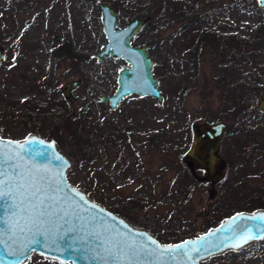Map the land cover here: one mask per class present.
Returning <instances> with one entry per match:
<instances>
[{"label":"rangeland","instance_id":"1","mask_svg":"<svg viewBox=\"0 0 264 264\" xmlns=\"http://www.w3.org/2000/svg\"><path fill=\"white\" fill-rule=\"evenodd\" d=\"M98 1L0 0V45L5 50L0 60V133L16 139L30 133L52 138V127L68 115L86 116L91 142H84L81 148L69 140L58 145L72 163L78 152L92 155L88 170L93 176L81 170L71 182L85 191V180L95 184L98 193L108 198L104 206L122 208L134 220L118 214L161 237V242H173L169 240L178 235H197L214 209H224L231 202L246 204L240 179L254 185L264 181V146L259 147L254 139L245 144L250 161L259 167L245 175L241 168L243 150L236 145L242 131L236 126L228 130L233 120L226 117L235 95L229 71L241 68L244 82L257 87L245 96L255 109L258 96L264 94L258 60L249 53L257 36L263 41L264 8L258 0H179L185 12L168 23L160 15L164 0H103L117 10L120 26L130 15L149 17L132 37L133 45L148 41L164 44L176 36L170 48L169 41L158 51L157 45L151 50L148 44L154 60L165 63L161 52L172 53L173 61L163 79L154 65L159 87L165 92L163 101L131 93L111 108L100 96L113 93L118 71L128 63L111 55L96 59L95 53L106 41ZM191 21L225 39L224 53L190 41L184 42L186 49L181 54V28ZM234 35L236 42L231 39ZM65 39L71 41L75 52L84 55L82 61L75 63L54 52ZM263 46L255 57L264 61ZM189 51L197 52V69L192 86L183 90L178 83L189 69L186 63L193 59L188 58ZM72 79H79V83L70 102L59 86ZM258 113L246 119L250 128L264 125V112ZM220 119L227 124L219 153L226 161L230 156L231 164L227 161L224 176L212 182L203 179L202 170L192 171L185 160L186 151L193 122ZM26 125L32 128L28 133L22 130ZM223 252L224 256L214 254L201 264H264V237ZM23 264L62 263L31 252Z\"/></svg>","mask_w":264,"mask_h":264},{"label":"water","instance_id":"2","mask_svg":"<svg viewBox=\"0 0 264 264\" xmlns=\"http://www.w3.org/2000/svg\"><path fill=\"white\" fill-rule=\"evenodd\" d=\"M258 4L264 8V0ZM97 5L106 41L96 59L111 55L128 63L119 69L113 93L100 99L114 108L123 97L137 93L161 103L164 97L148 43L131 41L149 17L130 15L120 26L113 6L103 0ZM4 53L0 45V60ZM78 83L79 79H72L59 86L70 102ZM257 109L264 112V94L258 96ZM191 130L186 151L189 166L193 172L202 170L205 180H219L227 169L219 153L226 121L193 122ZM0 140L4 142L0 144V172L4 173L0 176L4 181L0 184V264H23L31 252L62 264H201L214 254L241 249L264 237L261 208L235 211L197 235L161 242L73 184L67 175L71 160L54 139L36 133L16 139L0 133Z\"/></svg>","mask_w":264,"mask_h":264},{"label":"trees","instance_id":"3","mask_svg":"<svg viewBox=\"0 0 264 264\" xmlns=\"http://www.w3.org/2000/svg\"><path fill=\"white\" fill-rule=\"evenodd\" d=\"M115 7L117 9H119L118 5H115ZM184 12H185V9L183 8V6L179 2V0H164V2L161 4L160 15L168 23L171 19L174 20L177 16H179V14H182ZM193 23L196 24L195 22L191 21L181 28L182 32H180V33L182 34V37L179 41L180 46H181L179 50H181V52H182L181 54H184L185 49H186L185 47H183L184 42H190V41L191 42L194 41V43H196V45H207L209 47V49L213 50L214 53L219 52V51L224 53L225 46L223 43L225 42V39H223L222 37H219L214 32L208 31L204 27L193 25ZM263 30H264V28H263ZM174 38L171 37L168 40L169 42L166 41L164 44L166 45L168 42L167 46L170 48L171 45H169V44H171V40ZM256 38H257V42L256 41L252 42V44H254V46L252 47V49L250 50L249 53H250L251 57L258 60L261 75H263V77H264V61L258 59V57H255L257 54H259L261 52L258 49L261 47V45L262 46L264 45V37H263V41L262 40L260 41L258 39V36ZM231 39L235 42L238 40L235 35ZM148 44L151 47V50H153V48L155 49V45H157V43L155 41H150V42L148 41ZM164 44H158L157 45L158 46L157 51L161 50L165 46ZM245 44L247 45L248 42L245 41ZM188 48L190 49V46H188ZM157 51H156V53L153 51L155 56L159 55L157 53ZM54 52L56 54L61 55V56H67L68 58H70L75 63L78 61H82L84 58V55H81L80 53H77L73 50L72 45H71V41L69 39H65L64 43H62L59 46V48L57 50H55ZM161 53L163 55L165 63H163L162 59L159 60L157 58L155 60V70H156V73H159L163 79L165 77V74H164L165 69H167V67H169V64H171V62L173 60L171 58V55H172L171 52L169 53V51H166V52H161ZM189 55H190V57H188V58H191V59L193 58V59L191 62L189 61L186 63V65H187L186 68H189V69L186 72V75L183 76V78H181L182 81L178 83V85L180 87H182L183 90H188L192 86L190 81L192 80V77H194L196 69H197V65H196L197 52L196 51H189ZM182 56H184V55H182ZM238 66H240V65L238 64ZM240 71H241V68H239L237 71L233 69V71L228 72V80H229V76H230V78L233 77L232 88L234 90L235 95H233V97H232L233 98V102L231 103L232 108L229 111L228 115H226V117L231 118L233 120L232 124L229 123L228 130L232 126H236L237 131H242V134L241 135L238 134V136H237L238 140H237L236 145L240 150L241 149L243 150L244 155H242V159H241L242 160L241 168H242V172H244L246 175V173L248 172L249 169H251V171H254V170H257L259 167L257 166L256 162L250 161V158H249L250 155L246 151L245 144L248 143L250 140L254 139L257 141V144L259 147L264 146V127H263L264 125L260 126L258 128H256V126H255L253 128H256V129H253V128H250V125L247 124V122H246V119L249 116H251V115L255 116V115L260 114V113H258L259 111L257 109H255L254 107L251 106L249 101L245 100V96L248 93H250V91L257 90V87H252L250 85H247L244 82V80L242 79V77L240 76L241 75ZM188 76H190L189 79H188ZM162 79H160V81H162ZM223 79H226V75L223 77ZM232 88H230V89L232 90ZM161 91H162V89H161ZM172 92H174V91H172ZM162 93H163V91H162ZM158 106L160 107V109H163V108H161L160 105H158ZM86 118H87L86 116H81L80 114L68 115L63 120V122H61L59 125H55L52 127V130L50 132L52 138L58 143V145L59 144L65 145L67 142L66 140H69L71 142L70 144H76L79 146V148H81L80 145H82L84 142L85 143L91 142V135H90L89 129H88L89 123H88V121H86ZM222 119H224V118H222ZM30 129H32V128L27 126V125L22 127L23 132L28 133L27 130H30ZM188 130H189V128H188ZM223 150L227 152L228 146H227V150L226 149H223ZM77 155L79 157L76 160H74L73 163L71 162V166L67 172L69 180L70 179L74 180L75 178L77 179L81 170L85 171V170L90 169L89 164L92 161L91 160L92 155H90V154L80 155L79 152L77 153ZM185 160H188L187 156H186ZM227 161L229 164H231L230 156L227 158ZM87 174L93 176V174L91 173V170H88ZM240 180L242 181V183L239 185V187H240L239 189H241V193L243 195L242 198H245V199L247 198L246 204H236L234 202H231L228 205H226L224 207V209H214L211 212V215L204 222L203 228H201L198 231V233H200L201 231L211 227L215 223L219 222L222 218H224L225 216H227V215H229L235 211L243 210V211L251 212V211H254L256 209L264 208V190H263L264 189V181L257 184V185H254V184H250V183L244 181L245 179H240ZM83 185L85 186L88 195H90L92 198H94L95 200H97L98 202H100L103 205L107 204L108 198L106 197L105 194L98 193V191L95 187V184H93V186H92L87 180H85ZM111 209L117 213L124 215L130 221L134 220V218L130 214L125 213L124 210L120 207H117V206L112 207L111 206ZM187 236H190V235L189 234H186L184 236L178 235V237H176L175 239L169 240V241H176V240L178 241V240H181ZM158 239L161 240L162 238L158 236ZM224 255H225V252L217 254V256H220V257L224 256ZM45 260L48 261L47 259H45Z\"/></svg>","mask_w":264,"mask_h":264},{"label":"snow or ice","instance_id":"4","mask_svg":"<svg viewBox=\"0 0 264 264\" xmlns=\"http://www.w3.org/2000/svg\"><path fill=\"white\" fill-rule=\"evenodd\" d=\"M2 143H4V142L2 140H0V144H2ZM9 143H17V142H9ZM20 146L23 147V145H20ZM3 175H4V173L0 172V176H3ZM6 179H7V177H6ZM2 183H4V181L3 180H0V184H2ZM175 247L178 248L179 246L177 245Z\"/></svg>","mask_w":264,"mask_h":264}]
</instances>
